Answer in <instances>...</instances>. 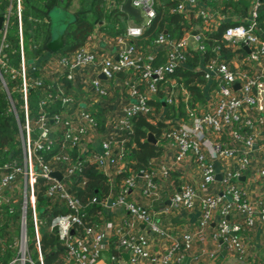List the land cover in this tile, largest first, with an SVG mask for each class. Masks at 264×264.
<instances>
[{
  "label": "built area",
  "instance_id": "built-area-1",
  "mask_svg": "<svg viewBox=\"0 0 264 264\" xmlns=\"http://www.w3.org/2000/svg\"><path fill=\"white\" fill-rule=\"evenodd\" d=\"M7 6L2 12L0 26V70L8 74L11 79L20 81L17 92L22 103V123L17 122L18 136L21 148L20 162L11 161L2 166L0 173V205L9 202L8 193H13L14 184L19 185L21 198L19 229L17 239V253L9 264H33L26 250V213H30L33 228L34 248L37 254V264L42 263L39 247L38 224L35 214L34 187L37 179L45 184V196L51 201H57L67 207L69 213L53 217L48 229L55 230L56 238L65 250L66 263L95 264L102 251L107 247L108 240L114 236L117 239L115 249L127 254L126 261L109 257V262L115 264H182L184 253L190 250L192 242H204L206 231L210 229L215 213L218 215L216 227L210 237L214 242L225 246L229 253L241 256L244 247L237 234L243 228H249L258 222L264 230V21L260 27L256 21L260 6L259 0H249L247 16L243 23L227 26L220 35V45H212L206 50L203 42L207 41L202 32L191 35L184 30L180 39L172 40L158 34L152 41V47L164 49L166 54L163 64L152 66L153 54H142L128 44L140 36L143 28L154 17L153 5L156 0H131L132 8L139 11L141 21L125 29L122 37L114 39L116 53L114 57H104L85 47L72 53L69 57L57 58L56 65L67 80H71L75 71L92 69L95 75H101L106 82L116 78V74L123 75L122 87L129 100L119 108V117L115 119L114 136L102 140L99 148L101 155L93 154L89 160L97 171L107 176L108 169H114V174L125 170V151L123 141H117L119 133L130 130V120L136 115L152 114L153 108L148 105L151 96H155L157 86L165 81H171L172 87L163 97V103L173 105L184 103V115L175 122H165L161 139L163 146L172 149L170 162L172 166H179L185 159L190 158L197 166L199 180L194 185H184L178 191L169 195L167 208H178L190 211L197 207L198 219L196 230L192 233L184 232L178 239H170L168 246L159 253L150 251L148 241L143 234L137 233L138 226H144L147 231L157 236L167 238L159 223L144 208L126 201V197L135 186L136 176L144 181L142 195L146 196L153 189L151 174L146 170L129 171L118 187L116 195L109 204L106 200L101 208L122 207L125 217L117 225L110 226L102 223L98 228L83 227L82 234L75 236L73 228L81 226L78 218L80 205L67 191L63 177L70 176L75 167L69 166V157L63 149L77 148L80 150L86 138L95 134L96 122L86 111L79 110L76 116H64L55 113L51 116L44 107L51 99L47 95L37 103V115L34 120L28 118L27 93L34 86L40 85L39 80L31 79L30 71L23 59L21 37V5L20 0H7ZM175 7L172 12L181 14L187 23L195 18L201 21L212 20L217 13L218 3L212 9L199 8L200 0H172ZM207 7V6H206ZM197 8V9H196ZM16 20L19 60L16 68L8 67L5 57L1 54L4 48V38L7 32L10 16ZM204 31V32H208ZM196 43L195 51L200 57L202 80L210 84V110L195 113L187 107L188 92L182 86L179 91L183 98H175L176 82L167 78L178 63L185 61V48L188 39ZM171 43V44H170ZM220 47L225 49L221 53ZM246 48V50L244 49ZM208 56L203 59L205 52ZM116 58V60H114ZM0 72V93H3L9 105V111L16 121L10 93L2 79ZM144 84L145 93L137 90L135 78ZM174 86V88H173ZM236 86V87H235ZM90 88L98 98L108 94V87L96 76L90 81ZM173 89V90H172ZM62 108L72 104L71 96L63 92H54ZM51 126L61 129V143L59 153L44 161L40 151L49 149L52 142ZM155 143L157 141L155 140ZM117 145L115 151L112 146ZM220 162L223 169L217 182V192H209L215 182L213 163ZM55 164L66 167L60 173ZM58 172L60 181L51 174ZM248 176L253 182L260 183V201L250 202L244 197L243 191L236 185V180ZM108 177V176H107ZM159 179L164 181L167 170L159 172ZM167 209H164L166 212ZM211 256V255H210ZM213 257V256H212ZM210 257V258H212ZM194 264H202L194 259Z\"/></svg>",
  "mask_w": 264,
  "mask_h": 264
},
{
  "label": "trees",
  "instance_id": "trees-1",
  "mask_svg": "<svg viewBox=\"0 0 264 264\" xmlns=\"http://www.w3.org/2000/svg\"><path fill=\"white\" fill-rule=\"evenodd\" d=\"M242 1L244 0H222L217 7L221 12H227L229 15L238 14L243 16L246 2ZM123 2L124 0H20L22 53L25 64L27 60L40 57L45 52L56 54L58 58L69 57L72 53L88 44L95 30L107 39L114 40L122 37L126 29L124 24L126 15L119 11V7ZM259 2L260 6L256 21L262 27V22L264 21V0H259ZM7 3V0H0L1 12L4 13ZM207 3L212 7L217 5L214 0H205L206 5ZM224 6L225 8L229 7L231 10H225ZM174 7L175 2L172 0H156L153 5L154 17L143 28L140 36L129 40L128 44L145 54L158 34L163 33L165 37L172 40L180 39L183 31L188 30L191 24H188L181 14L172 12ZM56 10H60L67 15L65 18L63 17L61 23L57 24L60 28L59 30H56L52 25L51 15ZM10 19L12 31L10 33L7 31L5 34L4 48L1 50V54L5 57L7 66L14 69L19 60V47L14 15H11ZM230 25L227 22L220 23L215 29L205 32L204 35L207 41L203 42V44L206 50H209L212 45H220V35ZM220 50L222 54L226 52L222 47H220ZM197 55L193 57H197ZM207 56L208 52L206 51L203 59ZM185 57L189 61L187 53ZM163 62L164 58L161 57V53H158L152 61V66H158L163 64ZM29 75V77L32 76L31 73ZM1 76L10 93L17 121L9 111L5 95L0 93V173L3 171L2 166L4 164L11 161L20 162L21 148L17 122L22 123L23 121L22 103L20 94L17 92L20 81L17 78L11 79L6 73L3 74L1 72ZM60 76L61 82L66 83L65 75L61 74ZM200 76V72H193L179 66L167 78L174 79L177 83H183L189 93L196 98L199 96L197 86L190 83L194 80L199 81ZM160 84L157 86L155 95L163 102L159 92ZM48 94L51 95V99L44 107L48 115L59 113L63 109L59 100L54 96V91L48 87L46 82H40V85L30 88L27 93V109L30 120H34L37 115V103L46 99ZM160 104L161 102L159 101H148V105H153L157 109L161 107ZM164 108L165 115L161 119H156L153 112L148 115H136L129 122L130 130L119 133L116 140L119 142L123 141L122 147L125 151L126 165L125 170L115 174L112 180L102 172L97 171L95 165L89 161L94 154L89 148H85L83 151L77 148L63 149V152L69 157L68 165L75 167L73 173L68 177H63L61 181L68 193L80 205L78 218L81 226L73 228L75 236L82 234L83 227L98 228L102 224V220L99 219L103 211L101 203L110 194L112 186L120 184L128 176L129 171L146 170L149 161L160 155V146L147 142L146 135L150 134L154 140L158 141V144L163 145L164 140L161 139V134L168 125L164 121L167 118H179L183 115L182 104L180 103L175 106L165 104ZM85 111L95 120L97 129L100 131L102 110L99 107L88 106ZM61 135L62 131L58 127L49 149L40 151L37 155L47 161L51 156L59 153L62 141ZM54 166L59 168L60 173H63L66 167L62 164H55ZM8 196L10 197L9 202L0 205V264H9L14 260L17 253L15 237H18L21 198L14 192L12 194L9 192ZM34 198L35 214L39 222L37 232L42 263L71 264L66 263L65 250L61 242L56 238L55 230L50 231L48 229L49 222L53 217L65 215L69 213V210L62 203L51 201L45 196V184L41 179L36 181ZM27 232L29 235H27ZM33 234L30 213L27 210L26 250L27 253L29 252L30 261L33 264H37ZM116 242L117 239L114 236L108 240V264H111L109 262L110 256H114L117 259Z\"/></svg>",
  "mask_w": 264,
  "mask_h": 264
},
{
  "label": "crops",
  "instance_id": "crops-1",
  "mask_svg": "<svg viewBox=\"0 0 264 264\" xmlns=\"http://www.w3.org/2000/svg\"><path fill=\"white\" fill-rule=\"evenodd\" d=\"M209 3V2H208ZM205 4V0H200L199 8H213L211 5ZM249 4V1H248ZM248 4L246 2L245 14L240 16L238 14L229 15L227 12H221L218 8L212 15V20L201 21L199 19L192 18L188 24H191L189 32L192 35V32H202L213 30L220 23H229L231 25L240 22L243 23V19L247 16ZM207 6V7H206ZM225 8V6L223 7ZM197 9V8H196ZM225 10H231L229 7ZM135 22L128 16L124 20L126 27L132 26ZM188 39V38H187ZM171 44V43H170ZM86 49H89L95 52L98 55L104 57H114L116 53V45L114 41L110 38L104 37L97 30L91 35L88 44L85 46ZM196 43L193 39L189 38L187 41V46L185 51L187 53L188 60L183 63H178L184 69H189L193 72H199L201 69V61L199 55H197ZM147 54H153L156 56L158 53H161V57H166V52L164 49L158 47H150L146 50ZM197 55V57H193ZM58 56L56 54H51L48 52L43 53L40 57L33 58L26 61V65L31 72V79L39 80L40 82H46L48 87H50L54 92L57 90L71 96L72 104L68 108H63L59 113L64 116H76L79 110H86V107L95 106L99 107L101 112V121L102 126L101 130L95 127V134H92L89 138H86L83 142L80 151H83L85 148H89L94 154H99V144L102 140L106 139L109 136H114V124L115 119L119 117V108L121 105L129 102L123 87L122 80L123 75L116 76L112 81L106 82L103 79L99 78V75H95V72L92 69L78 70L72 73L71 80L65 78V82H61V73L60 69L56 65ZM193 61V63H192ZM178 66V67H179ZM97 77L99 80L106 83L108 87V94L104 98H98L90 88V81ZM176 82L174 79H170ZM137 82V90L139 92L145 93L144 84L139 83L138 77L135 78ZM180 84V85H179ZM192 85L197 86L198 97L194 98L188 91V89L183 85V83L176 82L175 98L179 101L183 94L179 91V86H182L186 92H188V103L187 107L191 108L195 113L206 112L210 110L209 106V90L210 84L202 80H194ZM177 85H179L177 87ZM171 81L167 80L164 83L159 85V92L161 93V98L167 94V91L171 89ZM174 88V86H173ZM173 90V89H172ZM148 101H159L161 102L160 108H155L153 105V114L156 119H161L165 115V104L159 99L156 95L151 96ZM182 104V114L184 115L185 104ZM174 106L175 99H174ZM172 105V106H173ZM182 115V116H183ZM181 116V117H182ZM179 117V118H181ZM177 117L167 118L164 122H175ZM57 126H51L52 137L57 132ZM118 138V137H117ZM116 138V139H117ZM159 145L161 149L160 155L155 158H152L149 163L146 171L151 174V184L153 185L152 191L149 195H142V190L144 188V181L142 178L136 176L135 186L130 190L126 201L133 203L136 206L144 208L148 213H150L153 218L159 223L160 227L165 231L167 238L162 236H157L150 233L146 230L144 226H138L137 233L143 234L148 241L150 251L154 253H159L163 251L169 244L170 239H178L179 235L184 232L192 233L196 230L197 219H198V210L197 207L193 208L190 211H185L183 209H174L167 208L169 205L168 198L172 192L178 191L184 185H196L199 180V172L196 164L190 159H185L179 166H172L170 158L172 156V149L162 144L155 143ZM117 145L112 146V151H115ZM126 165V162H125ZM215 171V184L212 186V189H209V192H217V182L219 181L220 172L223 169V165L220 162L213 163ZM167 170V177L162 181L159 179L158 175L161 170ZM114 169L107 170V176L110 180L114 177ZM238 188H240L244 197L250 202L260 201L261 199L260 192L261 187L260 183L253 182L248 179V176L239 178L235 181ZM112 186V185H111ZM119 184L117 186H112L111 192L107 197L106 203L109 204L111 199L116 195L118 191ZM164 209H167L164 212ZM125 217V211L122 207L114 208H104L102 215L99 219L102 220V223H108L110 226L117 225ZM218 219L217 213L210 224V229L206 231V239L204 242L200 243L193 241L189 251L184 253V258L182 264H194V259L202 262V264H264V230L263 227L255 222L252 227L243 228L237 236L241 239L242 245L244 247V254L238 256L236 254L229 253L226 248L223 249L222 244L219 242H214L210 234L216 227V221ZM108 249L109 245L102 251L100 258L95 264H108ZM117 259L121 261H126L127 254L117 250L116 252ZM211 255V256H210ZM213 256V257H212ZM212 257V258H210ZM140 264H146L141 262Z\"/></svg>",
  "mask_w": 264,
  "mask_h": 264
},
{
  "label": "water",
  "instance_id": "water-1",
  "mask_svg": "<svg viewBox=\"0 0 264 264\" xmlns=\"http://www.w3.org/2000/svg\"><path fill=\"white\" fill-rule=\"evenodd\" d=\"M130 1L131 0H124V2L120 5L119 7V11L121 13H123L124 15L130 17L135 23H138L141 21V17L139 14V11L137 9H134L131 7L130 5ZM64 18L67 17L66 14H63ZM53 21V19H52ZM1 22H2V12L0 11V26H1ZM56 25L59 24V22L57 21H53ZM62 22V21H61ZM60 22V23H61ZM53 25V24H52ZM194 34V32H192V35ZM246 50V48H244ZM114 60H116V58H114ZM121 73L116 74V76H121ZM100 79H103V77L101 75H99ZM236 87V86H235ZM146 141L151 143V144H155V140L152 138V136L150 134L146 135ZM102 150L99 148V154L101 155ZM57 181H60L61 177L60 174L58 172H52L51 174ZM225 247H223L224 249Z\"/></svg>",
  "mask_w": 264,
  "mask_h": 264
},
{
  "label": "rangeland",
  "instance_id": "rangeland-1",
  "mask_svg": "<svg viewBox=\"0 0 264 264\" xmlns=\"http://www.w3.org/2000/svg\"><path fill=\"white\" fill-rule=\"evenodd\" d=\"M248 1H249V0H244V1H242V2H247V4H248ZM51 17H52L53 21L61 22L64 16H63V13H62L60 10H56V11H53V12H52ZM53 21H52L53 27H54L56 30H59L60 28H59V27H58ZM7 31H8V33H10V32L12 31L11 19L9 20L8 27H7ZM13 192H14L17 196H19V185H18V184H14ZM13 195H14V194H13ZM27 235H29L28 232H27ZM17 239H18V237H15V245H16V246H17ZM17 250H18V248H17ZM28 253H29V252H28ZM28 253H27V255H28ZM14 264H19V262H16V263H14ZM25 264H26V261H25Z\"/></svg>",
  "mask_w": 264,
  "mask_h": 264
}]
</instances>
